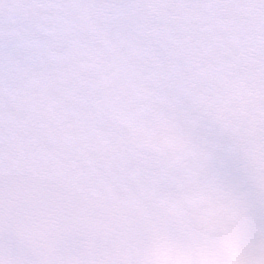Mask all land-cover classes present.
Listing matches in <instances>:
<instances>
[{"label":"snow or ice","instance_id":"1","mask_svg":"<svg viewBox=\"0 0 264 264\" xmlns=\"http://www.w3.org/2000/svg\"><path fill=\"white\" fill-rule=\"evenodd\" d=\"M0 264H264V0H0Z\"/></svg>","mask_w":264,"mask_h":264}]
</instances>
